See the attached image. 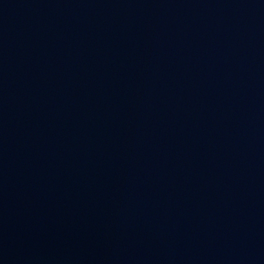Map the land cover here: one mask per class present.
<instances>
[{
	"label": "water",
	"instance_id": "95a60500",
	"mask_svg": "<svg viewBox=\"0 0 264 264\" xmlns=\"http://www.w3.org/2000/svg\"><path fill=\"white\" fill-rule=\"evenodd\" d=\"M0 264H264V0H0Z\"/></svg>",
	"mask_w": 264,
	"mask_h": 264
}]
</instances>
